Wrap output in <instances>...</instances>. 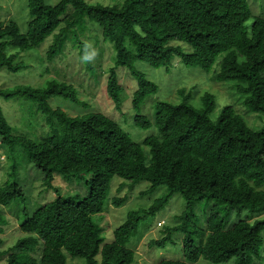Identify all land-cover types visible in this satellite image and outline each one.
I'll use <instances>...</instances> for the list:
<instances>
[{"label": "trees", "instance_id": "16d2710c", "mask_svg": "<svg viewBox=\"0 0 264 264\" xmlns=\"http://www.w3.org/2000/svg\"><path fill=\"white\" fill-rule=\"evenodd\" d=\"M25 1L29 15L25 32L12 20L0 21V70L17 73L29 68L18 62L20 54L38 48L47 38L51 42L45 60L61 56L68 42L71 54L78 48L88 59L93 46L84 45L80 40L84 30L78 28L86 19L115 55L105 94L118 108L121 94L128 90L137 112L135 125L156 132L136 143L102 113L70 116L51 107L48 100L56 96L81 104L75 88L66 82L0 87L2 98L21 94L36 102L48 128V134L36 141L13 133L0 108V146L9 152L18 145L25 167L31 165L40 173L23 187L15 177V164L1 169L13 179L0 185V208L25 198L35 179L55 193L54 199L18 223L23 235L0 251L2 264H66L65 254L86 264H132L135 253L127 244L140 220L161 210L175 194L183 198L185 209L178 222L164 226L162 238L150 245L163 248L172 242L174 232H180L182 260L155 264H264V129H251L230 106L212 121L214 96L204 93L196 108L189 103L192 93L185 89L178 90L182 99L177 104L155 102L151 122L138 111L157 86L135 66L142 62L168 70L178 58L184 66L208 72L221 55L213 81H234L242 105L264 115V19L252 16L246 0H117L111 5ZM94 40L99 43L97 37ZM118 68L122 73L117 74ZM131 78L135 87L129 86ZM55 175L64 180L88 176L86 195L61 196L54 187ZM114 176L132 184L145 182L150 191L163 186L165 193L148 208L129 212L111 241L104 242L102 228L92 216L102 212ZM125 202L126 197L111 200L115 206ZM201 202L209 213L205 231L197 233L192 218ZM5 222L0 210V225Z\"/></svg>", "mask_w": 264, "mask_h": 264}, {"label": "rangeland", "instance_id": "374dc122", "mask_svg": "<svg viewBox=\"0 0 264 264\" xmlns=\"http://www.w3.org/2000/svg\"><path fill=\"white\" fill-rule=\"evenodd\" d=\"M54 4L59 0H46ZM91 4L111 5L117 0H88ZM252 16L264 19V0H246ZM12 20L17 23L21 32H25L29 15L25 0H0V21ZM82 20L78 28H83L80 40L84 45H92L88 51V59H83L85 53L76 52L71 54V43L68 42L63 50V54L53 61L44 59L45 51L50 45L51 38H47L38 48L20 54L18 62L29 66L26 70L19 72H9L0 70V87L12 89L17 85H29L31 87H42L47 81L56 80L71 84L77 91L78 99L81 104H73L60 96L51 97L48 104L53 108H60L70 116L83 115L85 113H102L114 119L121 129L136 143H140L145 137L154 134L155 128L143 129L134 123L137 112L134 111L129 102L127 91L125 90L120 98L121 103L118 108L105 94L104 88L108 70L113 66L114 52L110 43L101 41V34L93 23ZM249 23V22H248ZM99 39L97 44L94 38ZM100 55V56H98ZM98 56V57H97ZM219 55L211 65L208 72H202L197 67L184 66L175 58L173 63L167 68H150L142 62H136L135 66L140 70L145 78L157 86L154 94L146 97L138 113L146 116L152 122L154 115L153 105L155 102L163 101L177 104L182 97L178 95V90L185 89L190 91L192 97L189 103L198 108L201 106L200 97L204 93L214 96V108L210 113V119L216 120L221 109L225 106L232 107L245 120L246 124L254 130L264 129V115L249 111L242 105L243 97L237 93L234 81L216 83L213 81L214 75L218 71ZM48 69V70H47ZM87 69L89 71H87ZM123 68L117 69V74L122 73ZM100 75V76H99ZM97 79V80H96ZM129 86L132 87L135 80L131 78ZM127 83L124 80V86ZM129 89V88H128ZM134 89V88H133ZM127 96V97H126ZM0 108L6 122L12 128L13 133L22 134L36 141L40 137L48 134V128L44 123V116L37 111V103L30 100L26 95L17 94L6 99L0 97ZM147 150V149H146ZM13 164L16 165L17 179H21V185H26L27 180L37 178L39 171L27 165L22 149L18 145L12 146V151L8 152L6 147L0 146V185L13 177L1 173V169H9ZM88 176L62 179L54 176V187L58 188L61 196L83 197L87 193L86 180ZM15 179V178H14ZM40 179L32 181V186L25 192V198L13 201L6 207L0 208L1 216L7 225H0V251H5L12 247L15 241L23 234L19 232L18 223L23 220L25 214L31 212L39 205L55 198L53 190H45ZM120 183H123L120 186ZM165 193V188L159 186L150 191L149 185L145 182L132 184L117 177L110 180L107 197L104 201L103 210L100 214L92 216V220L102 228L104 242L111 241L113 231L120 226L127 214L148 208L156 199ZM113 197H126V202L120 206L111 203ZM205 202H201L194 211L197 233L205 231V222L208 209ZM185 209L183 198L175 194L161 210L154 215H146L139 222L138 229L131 235L127 247L135 253L132 264H155L160 260H182L181 233L174 232L172 242L167 243L163 248L151 246V240L155 241L162 238L165 228L175 225L177 217ZM230 219L228 220V223ZM163 225V226H162ZM66 264H86L83 259L71 258L67 254ZM3 260L0 258V264ZM196 264H209L199 261Z\"/></svg>", "mask_w": 264, "mask_h": 264}, {"label": "clouds", "instance_id": "9594fccd", "mask_svg": "<svg viewBox=\"0 0 264 264\" xmlns=\"http://www.w3.org/2000/svg\"><path fill=\"white\" fill-rule=\"evenodd\" d=\"M54 199V198H53ZM51 201V200H50Z\"/></svg>", "mask_w": 264, "mask_h": 264}]
</instances>
